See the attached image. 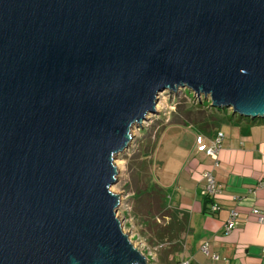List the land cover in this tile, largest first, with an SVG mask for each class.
Masks as SVG:
<instances>
[{"label":"water","instance_id":"95a60500","mask_svg":"<svg viewBox=\"0 0 264 264\" xmlns=\"http://www.w3.org/2000/svg\"><path fill=\"white\" fill-rule=\"evenodd\" d=\"M181 88L264 117V0H0V264H146L114 161Z\"/></svg>","mask_w":264,"mask_h":264},{"label":"rangeland","instance_id":"374dc122","mask_svg":"<svg viewBox=\"0 0 264 264\" xmlns=\"http://www.w3.org/2000/svg\"><path fill=\"white\" fill-rule=\"evenodd\" d=\"M156 110L141 121L143 126L139 122L132 125L129 145L114 161L118 175L111 191L120 194L117 215L146 264H179L183 251L172 250L179 244L184 250L188 227L173 240L160 236L171 221V213L181 209L176 195L180 172L191 174L184 163L196 153L205 154L209 139L200 131L216 129L214 122L221 112L212 108L210 99L197 96L190 88L162 92ZM169 185L175 192L166 190Z\"/></svg>","mask_w":264,"mask_h":264},{"label":"crops","instance_id":"0c3cea01","mask_svg":"<svg viewBox=\"0 0 264 264\" xmlns=\"http://www.w3.org/2000/svg\"><path fill=\"white\" fill-rule=\"evenodd\" d=\"M229 112L225 111L226 118L213 131H200L209 144L218 131L224 133L219 165L214 167L206 153L193 152L195 157L183 162L184 167L189 165L191 174L180 172L176 195L181 210L189 213L181 259L190 260V264H264V222L253 212L258 208L264 215V117L237 116L230 120ZM207 170L213 172L222 191L216 212L211 211L214 201L201 193L206 182L201 174ZM189 184L193 186L184 188ZM173 187L169 185L166 190L175 192ZM234 208L239 210V223L226 233L225 224Z\"/></svg>","mask_w":264,"mask_h":264},{"label":"built area","instance_id":"2783aa9c","mask_svg":"<svg viewBox=\"0 0 264 264\" xmlns=\"http://www.w3.org/2000/svg\"><path fill=\"white\" fill-rule=\"evenodd\" d=\"M223 138L224 133L222 131H218L215 137L211 140V143L204 150L206 155L213 159L214 167L219 165V154L222 149ZM201 175L203 176V179L206 180L204 186L201 188V193L205 197H208L214 201L211 211L216 212L220 209V205L218 204L217 200L222 195V191L219 189L211 170H207ZM262 186H264V184H262ZM234 198L236 199L237 197ZM253 212L258 216L259 221L264 222V215L261 213L260 209L254 208ZM239 215V210L237 208H234L230 211L229 219L225 224L226 233H230L237 227L239 223ZM204 250L206 252L208 251L207 245L204 246ZM215 258H218V256H215ZM179 264H190V260H182L179 262Z\"/></svg>","mask_w":264,"mask_h":264},{"label":"trees","instance_id":"16d2710c","mask_svg":"<svg viewBox=\"0 0 264 264\" xmlns=\"http://www.w3.org/2000/svg\"><path fill=\"white\" fill-rule=\"evenodd\" d=\"M212 108H214V110L218 112H221L220 117H217V121L215 120L214 122V124L216 123V127H218L221 124V122L226 118L225 111L227 110L217 108L214 106H212ZM235 117L237 116L232 115L229 117V119L233 120ZM203 131L209 133L210 129L207 127V129L206 130L204 129ZM164 201H165L164 205H167L166 197H164ZM206 204L207 202H205V206ZM188 226H189V213L177 208L173 213H171V221L169 222L168 225H166L162 229L163 233H161L160 237L162 239H164L165 237H169L171 240H173L176 237L179 238L181 234L187 229ZM180 251H182V245L179 244L173 247L172 253L180 252Z\"/></svg>","mask_w":264,"mask_h":264}]
</instances>
